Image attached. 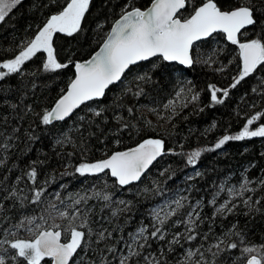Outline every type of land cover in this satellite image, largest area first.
Here are the masks:
<instances>
[{"label":"trees","instance_id":"obj_1","mask_svg":"<svg viewBox=\"0 0 264 264\" xmlns=\"http://www.w3.org/2000/svg\"><path fill=\"white\" fill-rule=\"evenodd\" d=\"M67 2L21 0L5 21L0 22V61L14 58ZM201 2L191 0L188 8L179 13L180 18L189 17L192 8ZM216 2L223 10H228L240 6L245 0ZM125 3L126 0H90L89 10L81 22L82 30L72 36L63 33L53 35V54L58 62L68 64V67L55 72L44 71L42 66L46 62V54L40 52L22 65L21 73L0 80V132L4 133V136H0V142L11 135L13 140L9 143L14 145L8 151L0 150V159L6 158L5 166L0 167V181H3L0 189L11 191L14 188L17 193L16 198L4 200L7 192L0 190V203L5 205L4 210L0 211V239H25V231L16 229L14 225L25 216L47 217L48 213L43 209L47 201L54 198L51 194L59 191L62 197L67 198L70 193L84 194V190H88V195L99 191L101 195L112 196L111 208L103 213L99 209L104 201L96 198L89 200L88 206H95L89 220L93 229L99 227L95 223L97 214L110 217L113 209L124 207L116 201H131L130 212L120 214L119 219L113 218V223L123 225L125 239L127 233L135 231L141 223H151L153 208L187 197L182 200L184 207L177 210L166 226L168 240L176 233L187 234L183 221L195 207L201 218L197 221L196 229L199 235L191 243L182 239L184 248L195 249L203 243L206 249L217 243V238L224 239L225 243L237 241L234 235L225 236L230 231L241 232L249 245L264 244V185L259 183L264 180V137L230 140L220 149H215L220 139L239 134L247 119L264 112V67L246 77L236 88H230L233 78L241 71L242 61L238 45L229 43L223 34L196 43L191 52L195 62L188 69L168 64L161 58H153L130 67L122 80L111 86L104 97L81 106L67 120L48 126L41 124L37 114L51 109L64 94L74 77L75 63L88 59L99 48L113 22L122 14ZM132 3L145 9L151 0H132ZM253 3L264 11L261 0H253ZM258 19L260 22L257 25L239 35L241 42L264 36V16H258ZM206 60L209 62L205 63ZM220 68L224 70L220 71ZM209 85L229 89L228 97L217 93L224 103L216 104L211 100ZM129 88L130 92L127 91ZM189 88L191 92L187 91ZM181 89L185 91L181 92ZM137 92L141 94L135 95ZM193 93L199 94L198 100L191 101ZM169 102L172 107L166 108ZM101 108L104 112L100 117H94L89 110ZM128 108L133 111L129 113ZM81 116L86 120L80 121ZM118 116L123 119L118 121ZM124 123L129 127L121 130ZM261 124H264V118L254 121L251 127ZM16 128L19 132H13ZM62 133L67 134L71 143H56ZM29 134L36 139L30 140ZM145 139L162 140L164 150L136 184L123 188L107 171V174L102 173L98 177L80 176L75 172L81 163L106 159L114 152L135 148ZM194 151H200L201 155L196 164L191 165L187 160ZM32 167L37 170L39 183L47 190L44 205L30 203L35 184L26 173ZM197 172L200 175L197 176ZM17 177H22L19 183L16 182ZM244 178L253 182L248 187L255 191L246 192L243 197L230 195L228 189L234 186L239 190ZM45 181L48 183L45 184ZM61 185L65 187L62 189ZM214 197L216 204L212 205L209 201ZM247 197H251V209L243 203ZM228 200L237 205L233 212L214 215L215 209ZM257 200L259 204L255 203ZM172 207L175 208V204ZM257 208L260 210L256 211ZM53 216L55 223L68 225L69 221L59 218L58 214L53 213ZM176 221L181 223L173 226ZM52 222L49 218V223ZM105 227L111 226L105 223ZM5 229L14 232L15 236L5 237ZM204 234L208 235L207 241L203 240ZM96 247L93 242L90 254ZM152 251H157L156 242L152 245ZM183 251L176 246L175 252L167 256L169 264H177ZM213 251L216 249L213 248ZM205 255L209 264L214 259L215 264H233L241 254L238 249H233L224 251L216 258L211 253L206 252ZM79 261L78 257L77 264ZM41 264H51V261L45 258ZM238 264H244V260L241 259Z\"/></svg>","mask_w":264,"mask_h":264},{"label":"snow or ice","instance_id":"obj_2","mask_svg":"<svg viewBox=\"0 0 264 264\" xmlns=\"http://www.w3.org/2000/svg\"><path fill=\"white\" fill-rule=\"evenodd\" d=\"M261 2L264 3V0ZM20 3L21 0H0V22H4L12 9ZM190 3L191 0H151V6L142 10L140 7H136L132 0H126L122 14L115 21L99 50L90 60L75 64V78L70 82L64 94L56 100L51 109L37 114L41 124L48 126L54 122L65 121L81 105L104 97L105 90L110 85L120 82L126 70L138 62L159 57L165 62L175 61L181 65L191 66L195 62L191 55L194 43L205 40L217 32L226 34L227 40L239 47L242 68L239 75L233 78L234 82L230 88H236L246 77L264 67V36L244 42L238 38V34L242 35L241 30L257 25L260 22L258 16H264V11L254 4L253 0H245L240 6L228 10H223L218 6L216 0H202L199 6L192 8L189 17L181 19L178 14L182 10H186ZM89 5L90 0H68L66 6L58 14L52 15L35 37L14 58L0 61V80L21 73L22 65L40 52L47 53L46 62L42 66L44 71L55 72L68 67V64L58 62L53 54V34L65 33L72 36L82 30L81 22L89 10ZM208 62L205 61V63ZM219 70L223 71L224 69L220 68ZM138 79H147V77H138ZM209 88L211 89V100L216 104L224 103L222 98H218V92L222 93L223 97L229 96L228 88L219 89L214 85H209ZM127 91L130 92L131 89L129 88ZM184 91L185 89H181V92ZM187 91L191 92V89L189 88ZM253 91L255 92L256 89ZM140 94L141 92L135 93L137 96ZM198 98V93L191 95V101H196ZM165 107H172V103L169 102ZM89 110L94 117H100L104 112L103 108ZM132 111V108H128L129 113ZM261 118H264V112L257 113L247 119L239 134L224 136L215 144V149H220L230 140L264 137V124L255 130L249 129V125ZM79 119L83 122L86 117L81 116ZM116 119L119 121L123 117L118 116ZM128 127L129 125L124 123L121 125V130ZM13 132H19V129H13ZM0 136H4V133L0 132ZM28 138L36 139L31 134ZM11 140H13V136H6L3 142H0V150L12 149L14 145L9 143ZM56 143L63 145L71 143V141L66 133H62ZM163 150L164 142L162 140L145 139L135 148L114 152L106 159L94 163H81L75 168V172L80 176L98 177L102 173L107 174L105 170H108L118 185L127 186L134 181H139L149 165L162 155ZM200 155V151L192 152L188 156L187 163L195 165ZM5 159H0V167L5 166ZM26 175L35 184L32 189L34 195L30 203L44 205L47 190L39 183L36 168L32 167ZM196 175L198 176L200 173L197 172ZM21 179L22 177H17L16 182L19 183ZM4 180H7V177H4ZM47 183L48 181H45V184ZM250 183L253 182L244 178L239 190L233 186L228 189L229 194L243 197L246 192L255 191L248 187ZM259 183L264 185V180ZM0 184H3V181H0ZM60 187L63 189L65 186L61 185ZM0 190L7 192V195L3 197L4 200L17 197L14 188L11 191L6 188ZM51 195L54 198L48 200L43 209L48 213L47 217L44 215L25 216L14 225L16 229L27 230L33 238L0 239V264H41L45 258H49L51 264H77L78 257L80 258L79 264H113V261L115 264H169L167 256L175 252L176 246L184 250L182 258L177 261V264H209L206 252L216 258L224 251L233 249H238L241 254L236 257L233 264H238L241 259L244 260V264H264V244H247L244 235L239 231L225 233V236H236L237 241L225 243L224 239L217 238L218 242L206 249L203 243L195 249L184 248V244L181 243L182 239L191 243L199 235L196 233V229L198 228L197 221L201 218L195 207L192 212L188 213V218L183 221L187 226V234L176 233L171 240H168L166 226L170 218L176 215L177 210L184 207L182 200H186L187 197L165 202L163 205L153 208L151 223H141L135 231L128 232L127 239H125L123 225L113 223V218L119 219L120 214L130 212L131 201L122 199L116 201L118 205L124 207L113 209L110 217L97 214L95 223L99 227L93 229L89 225V220L95 206H88L89 200L96 198L104 201L99 209V212L103 213L105 209L112 206L111 195H101L99 191H93L92 195H88V190H84V194L81 192L70 193L67 198L62 197L59 191ZM209 203L215 205V197ZM243 203L250 209L252 208L251 197L243 199ZM255 203L259 204L260 201L257 200ZM172 204H175V208L172 207ZM230 204L231 207H229ZM81 205L86 207H81ZM197 206H199V202H197ZM236 207L237 205L233 204L231 200L225 201L215 209L214 215L231 213ZM4 208L5 205L0 203V211H3ZM259 210V208L256 209V211ZM53 213L58 214L59 218L69 221L68 225L55 223ZM193 214H195V218H193ZM49 218L52 219V223H49ZM76 221H80V223L77 224ZM125 222L127 223V220ZM105 223L111 227H105ZM180 223L181 221H176L173 226H178ZM235 227L233 225V229ZM4 233L5 237L15 236V233L9 232L8 229H5ZM203 240H208L207 234H204ZM93 242L97 247L90 254L89 249ZM154 242L157 243V251H152ZM159 242H163V244ZM213 248L216 251H213ZM81 253H84V256H81ZM212 264H215V259Z\"/></svg>","mask_w":264,"mask_h":264},{"label":"water","instance_id":"obj_3","mask_svg":"<svg viewBox=\"0 0 264 264\" xmlns=\"http://www.w3.org/2000/svg\"><path fill=\"white\" fill-rule=\"evenodd\" d=\"M150 6H151V3H150L146 8H148V7H150ZM146 8H145V9H146ZM145 9H142V10H145ZM182 11H183V10H182ZM178 15H179V14H178ZM117 19H119V18H117ZM117 19H116V20H117ZM116 20H115V21H116ZM115 21H114L113 24L111 25L110 30H111L112 26L114 25ZM251 27H252V26H249L247 29H243V30H241V31L244 32L245 30H248V29H250ZM110 30H109V32H110ZM109 32H108V33H109ZM216 34H223L224 37H225V39L227 40V38H226V34H224V33H222V32H217V33H214L213 35H216ZM213 35H212V36H213ZM239 35H240V34H238V37H239ZM212 36H211V37H212ZM105 38H106V37H105ZM209 38H210V37H209ZM209 38H207V39H209ZM207 39H205V40H207ZM202 41H204V40H202ZM227 41H228V40H227ZM198 42H201V41H197V42H195L194 45H195L196 43H198ZM228 42L231 43L230 41H228ZM102 43H103V42H102ZM102 43L100 44V46L102 45ZM194 45H193V46H194ZM100 46H99V48H100ZM99 48H98V49H97V50H96V51H95V52H94V53H93L88 59H86V60H84V61H81V62H77V63H84V62L90 60V59L92 58V56H93V55L99 50ZM191 55H192V54H191ZM153 58H159V57H153ZM153 58H150L149 60H151V59H153ZM149 60H147V61H149ZM147 61H141V62H138L137 64L144 63V62H147ZM166 63L176 65V66L181 67V68H183V69H188V68H190V67L192 66V65H191V66L181 65V64H179V62H175V61H174V62H166ZM75 64H76V63H75ZM137 64H136V65H137ZM133 66H135V65H133ZM130 67H132V66H130ZM73 70H74V77H73V79H74V78H75V65H74ZM126 72H127V70H126ZM126 72H125V73H126ZM122 78H123V77H122ZM73 79H72V80H73ZM72 80H71V81H72ZM118 83H119V82H117V83H115V84H113V85H116V84H118ZM69 84H70V83H69ZM113 85H110L109 88H110L111 86H113ZM67 87H68V86H67ZM109 88H108V89H109ZM108 89H106L105 92H106ZM100 99H101V98H98V99H96V100H100ZM96 100H93V101H96ZM89 102H92V101H88V102H86L85 104H87V103H89ZM85 104H84V105H85ZM81 106H83V105H81ZM75 111H76V110H75ZM66 120H67V119H66ZM59 122H63V121H59ZM59 122H54V123H59ZM54 123H53V124H54ZM125 151H127V150H125ZM121 152H123V151H121ZM108 157H109V156H108ZM108 157H107V158H108ZM159 157H160V156H159ZM159 157H157V159L154 160V161L152 162L151 165H149L148 169L145 170V172L142 174L141 178H142V177L148 172V170H150V168L156 163V161L159 159ZM105 171L108 172V170H105ZM108 173H109V175H110V172H108ZM110 177L116 181V179H115L114 177H112L111 175H110ZM140 180H141V179H140ZM140 180H139V181H140ZM139 181H134V182H132V183L129 184V185L136 184V183H138ZM116 183H117V182H116ZM117 184H118V183H117ZM129 185H127V186H129ZM119 186H120V185H119ZM127 186H121V187L124 188V187H127ZM47 259H49V258H47Z\"/></svg>","mask_w":264,"mask_h":264},{"label":"rangeland","instance_id":"obj_4","mask_svg":"<svg viewBox=\"0 0 264 264\" xmlns=\"http://www.w3.org/2000/svg\"><path fill=\"white\" fill-rule=\"evenodd\" d=\"M37 33H38V32H37ZM37 33H36V34H37ZM54 34H55V33H54ZM54 34H53V35H54ZM63 34H65V33H63ZM34 37H35V36H34ZM34 37H33V38H34ZM33 38H32V39H33ZM44 53H45V52H44ZM45 54H46V58H47V53H45ZM251 126H252V125H249V129H250V130H255L256 128H258V127H255V128H254V127H251ZM23 230L25 231V232L23 233V236H25V239L33 238L32 235H31V233H29V232H28L27 230H25V229H23ZM5 247H6V245H5Z\"/></svg>","mask_w":264,"mask_h":264}]
</instances>
